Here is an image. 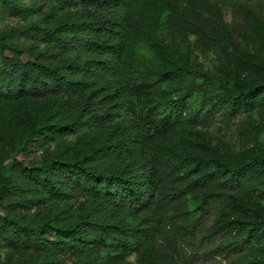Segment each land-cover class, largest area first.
Masks as SVG:
<instances>
[{"label": "trees", "instance_id": "obj_1", "mask_svg": "<svg viewBox=\"0 0 264 264\" xmlns=\"http://www.w3.org/2000/svg\"><path fill=\"white\" fill-rule=\"evenodd\" d=\"M30 1L0 0V14L38 16L0 30V245L18 264H179L163 232L169 207L201 188L203 210L221 199L244 212L238 190L264 173V156L223 166L187 128L205 106L231 116L264 105V86L233 96L172 60L158 32L202 0ZM163 160L184 186L166 183ZM212 232L250 240L264 216L221 211Z\"/></svg>", "mask_w": 264, "mask_h": 264}, {"label": "rangeland", "instance_id": "obj_2", "mask_svg": "<svg viewBox=\"0 0 264 264\" xmlns=\"http://www.w3.org/2000/svg\"><path fill=\"white\" fill-rule=\"evenodd\" d=\"M19 1L23 6L31 2ZM163 17L165 20V15ZM37 18L33 14L22 18L4 12L0 14V30L24 26ZM196 19L204 26V36L196 32ZM217 20L225 24L226 37L217 31ZM158 35L171 47L176 64L211 72L233 96L264 86V0H254L247 6H237L230 0L185 3L179 7V14L172 17L171 26H163ZM134 52L151 57L144 45H136ZM260 96H264V90ZM209 107L205 106L198 122L187 128L192 139L205 138L224 162L223 166L226 160L234 158L264 156V105L231 116L221 107ZM163 166H166L164 174L168 185L184 186L183 179L168 168L165 160ZM201 192V188H196L176 200L164 221L165 240L179 264H264V234L248 240L242 233L216 235L212 232L214 219L221 211L253 220L264 216V173L238 190L246 208L244 212L233 211L221 199L211 200L207 204L208 211L203 210L199 201ZM191 216L199 217V221L194 228L186 230L185 224ZM129 261L134 262L135 258ZM0 264H18L1 245Z\"/></svg>", "mask_w": 264, "mask_h": 264}]
</instances>
